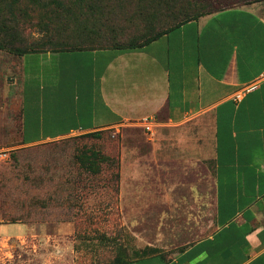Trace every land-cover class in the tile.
<instances>
[{"label":"crops","instance_id":"crops-1","mask_svg":"<svg viewBox=\"0 0 264 264\" xmlns=\"http://www.w3.org/2000/svg\"><path fill=\"white\" fill-rule=\"evenodd\" d=\"M31 55L38 63L56 57L63 77L74 70L84 91L76 102L48 104L47 129L38 118L31 132L23 116V146L140 129L145 150L125 147L122 164L154 166L155 184H174L169 167L212 165L215 231L169 256L127 264H264V1L201 17L139 50ZM145 118L155 122L151 133L139 125ZM166 189L160 210L174 198Z\"/></svg>","mask_w":264,"mask_h":264},{"label":"rangeland","instance_id":"rangeland-1","mask_svg":"<svg viewBox=\"0 0 264 264\" xmlns=\"http://www.w3.org/2000/svg\"><path fill=\"white\" fill-rule=\"evenodd\" d=\"M219 1L232 6L255 0ZM36 60L0 51V264H108L118 247L130 260L150 248L169 256L215 231L212 165L204 172L169 167L174 184L157 185L161 175L154 166L122 164L125 147L145 150L140 129L23 146V116L28 126L30 115L31 132L39 131L38 118L47 129L48 104L76 102L84 91L74 70L63 77L56 57ZM90 148L111 158L97 175L77 161ZM161 187L174 195L163 210L156 200Z\"/></svg>","mask_w":264,"mask_h":264},{"label":"trees","instance_id":"trees-1","mask_svg":"<svg viewBox=\"0 0 264 264\" xmlns=\"http://www.w3.org/2000/svg\"><path fill=\"white\" fill-rule=\"evenodd\" d=\"M232 6L221 5L219 0H0V51L19 57L106 49L134 51ZM33 30L37 38L30 33ZM104 132L82 136L99 140ZM77 161L83 170L97 175L101 164L111 162V158L90 148L80 152ZM143 253L142 257L167 256L156 248ZM131 261L126 250L118 247L108 264Z\"/></svg>","mask_w":264,"mask_h":264},{"label":"built area","instance_id":"built-area-1","mask_svg":"<svg viewBox=\"0 0 264 264\" xmlns=\"http://www.w3.org/2000/svg\"><path fill=\"white\" fill-rule=\"evenodd\" d=\"M139 125L144 129L145 132L151 133L155 126V122L151 119H143L139 122ZM1 156V155H0ZM2 157V156H1Z\"/></svg>","mask_w":264,"mask_h":264}]
</instances>
